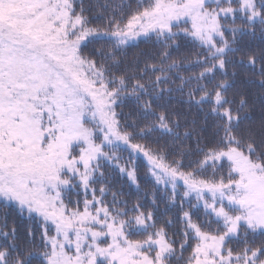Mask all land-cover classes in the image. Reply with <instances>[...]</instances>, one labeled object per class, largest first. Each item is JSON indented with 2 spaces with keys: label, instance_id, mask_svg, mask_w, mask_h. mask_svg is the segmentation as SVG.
<instances>
[{
  "label": "snow or ice",
  "instance_id": "obj_1",
  "mask_svg": "<svg viewBox=\"0 0 264 264\" xmlns=\"http://www.w3.org/2000/svg\"><path fill=\"white\" fill-rule=\"evenodd\" d=\"M0 264H264V0H0Z\"/></svg>",
  "mask_w": 264,
  "mask_h": 264
}]
</instances>
